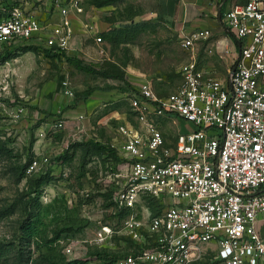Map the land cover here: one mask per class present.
I'll use <instances>...</instances> for the list:
<instances>
[{
	"label": "built area",
	"instance_id": "built-area-1",
	"mask_svg": "<svg viewBox=\"0 0 264 264\" xmlns=\"http://www.w3.org/2000/svg\"><path fill=\"white\" fill-rule=\"evenodd\" d=\"M85 1L52 0L58 21H40L20 2L0 0V54L20 42L66 52L72 39L67 16ZM222 21L240 43L227 77L198 68L192 53L173 92L160 97L143 82L128 98L133 121L116 127L121 141L112 144L126 159L113 204L128 214L118 230L102 225L97 242L123 234L140 250L114 264H197L208 252L218 264H264L257 227L264 216V0L232 4ZM210 37L206 28L182 33L181 49L192 52ZM93 40L103 44L101 35ZM63 95L73 98L68 88ZM84 118L73 123L77 140ZM178 118L193 128L166 137L161 120ZM64 126L62 119L54 125ZM38 166L31 161L27 174ZM148 197L161 199L156 214L141 205ZM65 252L69 259L82 256L73 246Z\"/></svg>",
	"mask_w": 264,
	"mask_h": 264
},
{
	"label": "rangeland",
	"instance_id": "rangeland-1",
	"mask_svg": "<svg viewBox=\"0 0 264 264\" xmlns=\"http://www.w3.org/2000/svg\"><path fill=\"white\" fill-rule=\"evenodd\" d=\"M42 1L35 3L37 13L34 15L46 19L48 13L41 5ZM99 1L109 4L95 7L92 0L84 3L94 7L90 12L94 18L86 14V26L78 22L70 26L73 29L71 44L64 52L67 57L80 60L96 72L79 69L64 57H46L43 49L47 48H40L39 53L21 50L30 45L24 42L7 45L5 49L11 55L6 60L0 54V264H17L19 261L48 264L49 260L51 263L67 260L71 258L65 252L68 246L82 253L78 259L88 260L90 264L101 262L96 253L107 258L135 254L140 250L123 234L114 235L107 243L97 242L102 225L118 230L124 218L116 215L113 199L123 184L116 175L126 159L112 145L116 137L112 131L122 115L129 120L133 117L128 98L137 91L141 80L152 79L160 97L172 92L180 81L177 67L193 53L183 51L180 45L181 35L187 33L185 28L190 22L185 19L186 14L188 17L187 1ZM210 1L204 0V3L210 5ZM227 1L218 0V3L222 6ZM229 1L230 4L245 2ZM196 7L202 8L192 15V19L210 15L206 6ZM91 19L95 28L86 22ZM129 23H141L142 27L135 39L127 44H111L102 36L104 44L100 49L93 47L91 36L86 38L84 33L85 29L93 27L98 35L102 34L98 25L108 24L111 29ZM208 52L211 54L212 50ZM65 88L72 91V99L63 95ZM113 89L115 91L111 92ZM93 92L112 93L114 97L91 109L87 107L86 99ZM78 105L83 107L81 113L86 114V123L84 134L77 140L71 135L74 128L70 121L77 115ZM20 108L22 111L18 114ZM60 119L66 124L57 130L54 125ZM168 121H161V124L169 138L193 128L180 118L176 123L173 119ZM79 142L98 143L113 152L97 151L93 155L89 152L91 147L86 150L74 146ZM33 160L39 163L36 170L31 174L25 170V176L19 178L23 166L28 167ZM40 177H44V182L37 187L36 180ZM30 180L32 182L28 183ZM149 198L141 205L148 206ZM160 202L161 199L153 197L149 209L152 212L158 210ZM37 203L39 206L36 207ZM30 211L35 215L37 240L29 241L22 237L20 227L28 221ZM56 235L60 238L50 248L38 247L35 243L40 236L50 239ZM211 258L208 252L197 264H218Z\"/></svg>",
	"mask_w": 264,
	"mask_h": 264
},
{
	"label": "crops",
	"instance_id": "crops-1",
	"mask_svg": "<svg viewBox=\"0 0 264 264\" xmlns=\"http://www.w3.org/2000/svg\"><path fill=\"white\" fill-rule=\"evenodd\" d=\"M10 1H12V2L18 1V3L20 2L21 4L24 5L26 10H28L30 13H32L34 15L35 13H37V9H34L35 3H37L41 0H25V2H24V0H10ZM186 1L187 2H185V9H186V11H188V17L186 14L185 19L190 20V22L188 23V26L185 28V30L187 32H190L194 29L206 28V29H209L211 31V37L206 41H201V42L197 43L196 44L197 47L195 46V48L193 49V56L197 62L198 68L206 71L210 76H213V77L214 76L220 77L221 75H223V73H226L225 76H223L219 79H223V78L227 77L230 70H231L233 61L235 60V58L239 54V49H240V43L231 34H229L226 31L225 25L222 21V14L224 12V9L229 7L232 4L229 3L230 2L229 0L227 2H225L224 5L222 4V6L219 5L218 0L210 1V3H211L210 5H207L206 2L204 3V0H196V3L193 2V0H186ZM51 3H52V0H43L41 3V5L44 6V9L48 13L46 16V19L45 18L40 19L37 15H34V16L37 17L40 21H58V13L56 11L52 10ZM186 4H188V5H186ZM198 5L206 6L205 8H208V11H210V15L208 17L206 16L205 18H202V19H192L191 18L192 15L196 11L201 10L199 8H202V7L197 8L196 6H198ZM87 6H88L87 4H84V5H82L81 11H79V12L73 11V12H70L68 14L67 20H68V23L70 26L72 24L74 25L75 22H78L79 24L86 26V24H85V15L86 14H88L89 17L94 18L90 14V12L94 9V7L93 6L87 7ZM220 6L222 7L221 9H219ZM40 10H41V7H40ZM189 17L192 19V21ZM47 18H49V19H47ZM86 22L89 25H92L94 28L96 27L95 25L92 24L94 22L93 20L91 22L90 21H86ZM108 26H109L108 24L106 26L105 25H98L97 28L99 30H101L102 33H104L110 29ZM93 27L92 28L89 27L88 29H85L84 33L86 35V38H87V36L88 37L91 36L90 38H92L93 47H98L101 49L104 43L102 45H97L94 43L93 38H94V35H96V32L94 31ZM71 30L73 32L72 28H71ZM98 35H101V34H98ZM208 48L212 50L211 54L208 52V50H209ZM196 50H197V52H196ZM213 50L216 52V54H214ZM191 54L188 56L187 61L190 60ZM180 67L181 66L177 67V70H176L179 77H180V74H179ZM218 77H216V78H218ZM179 80L180 81L175 85V89L179 86V84L181 82L180 78H179ZM143 82L150 83L154 92L156 93L152 79L141 80L140 83H138L137 90L139 89L140 84H142ZM113 91H115V90L114 89L111 90V92H113ZM135 93H137V91ZM119 96H120V94H119ZM112 97H114V94H112V93L111 94H109V93H95L94 94V92H93L86 99V102L88 105L87 107H90L91 109H93L95 106L99 105L100 103H102V102H104V101H106ZM82 108L83 107L78 105V107H77L78 113L76 116H74L71 119L70 123L72 124V127L74 128L73 123L76 121L77 117L79 115H84L85 118L82 122H83L84 130H85L86 114L81 113ZM119 121L120 122H118L117 126L119 124L127 122V121H133V119L131 118V120H129L125 117V115H122L121 118L119 119ZM163 121H164V119H163ZM65 124H66V121H65ZM112 132H113V135H116V137L113 139V141L117 146H119V142L121 141V139H120V137L117 136L116 127L113 128ZM257 227H258V230L260 232V235L264 239V216H259V218L257 220Z\"/></svg>",
	"mask_w": 264,
	"mask_h": 264
},
{
	"label": "trees",
	"instance_id": "trees-1",
	"mask_svg": "<svg viewBox=\"0 0 264 264\" xmlns=\"http://www.w3.org/2000/svg\"><path fill=\"white\" fill-rule=\"evenodd\" d=\"M91 4L94 5L95 7H102V6L108 5L109 2L92 0ZM141 27H142L141 23H129V24L120 26L118 28H111L107 32L102 33L101 36H103L111 44H115V45L127 44V43H131L135 39V37L137 36L139 31L141 30ZM20 49L24 50V51H35V52L39 53L40 47L30 44L28 46H23ZM16 50H18V49H16ZM43 52L45 53L46 57H49L51 59H57V58L60 59V58L64 57L66 61L74 63L76 65V67L79 69H83V70H86V71L91 72V73L96 72L89 65L84 64L80 60L67 57L64 52H56V51H53L51 49H46V50L43 49ZM10 55H11V52L8 49H5L1 53L3 60H6ZM102 76H104V75H102ZM74 146L75 147H85L86 150H88V147H91V151H89V152L93 155H96L97 151L98 152H105V151L113 152V149L98 145V143L79 142V143H75ZM26 167H27V165L23 166V170L21 171L19 178H23L25 176L24 172L26 170ZM31 182H32L31 180L28 181V183H31ZM43 182H44V177H40L39 179H37L36 180L37 187L40 186ZM152 199L153 198H149V202L147 203L148 207H149V204H150ZM37 206H39L38 203L36 204V207ZM36 207L34 206V208H36ZM157 211L158 210L154 211L153 213L156 214ZM33 212L34 211H30V213L28 215L29 216L28 221L25 222V224L21 225V227H20V230L22 232V237L24 236L23 238H26L29 241L32 238H34V240H37V239H35L37 237L35 235L36 234V232H35V221H33L35 215ZM126 214H128V211H126V210H117V212H116V215L119 217L125 216ZM59 238H60V235H56L55 237H52L50 239H47L46 236H40V240L38 241L40 243H38L36 241H35V243L37 244L38 247H40L42 245V246H46V247L50 248L51 245L53 244V242H55ZM136 245H137V243H136ZM96 255H97V258H99L101 260V262H99L98 264H114L118 258L126 256L127 253H124L123 255H111V256H108L107 258L104 257L103 255H100V253H96ZM0 258H1V246H0ZM28 258H30V255ZM27 261H29V259ZM47 262H48V264H90V262L88 260H82V259H78V258L67 259V260L61 259V261L53 262V263H51L50 260ZM17 264H23V261H19ZM212 264H215V263H212Z\"/></svg>",
	"mask_w": 264,
	"mask_h": 264
}]
</instances>
